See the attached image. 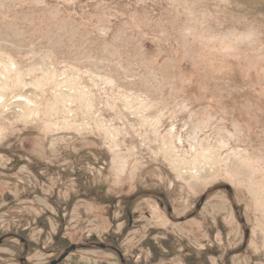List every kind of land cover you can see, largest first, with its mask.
<instances>
[{"label": "rangeland", "instance_id": "374dc122", "mask_svg": "<svg viewBox=\"0 0 264 264\" xmlns=\"http://www.w3.org/2000/svg\"><path fill=\"white\" fill-rule=\"evenodd\" d=\"M65 251L264 264V0H0V264Z\"/></svg>", "mask_w": 264, "mask_h": 264}, {"label": "water", "instance_id": "95a60500", "mask_svg": "<svg viewBox=\"0 0 264 264\" xmlns=\"http://www.w3.org/2000/svg\"><path fill=\"white\" fill-rule=\"evenodd\" d=\"M73 248H74V245L70 247V249H73ZM66 254H67V251L62 253L57 259L53 260L50 264H57L59 261H61L65 257Z\"/></svg>", "mask_w": 264, "mask_h": 264}]
</instances>
